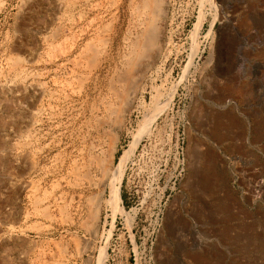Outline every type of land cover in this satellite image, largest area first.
Returning a JSON list of instances; mask_svg holds the SVG:
<instances>
[{
    "label": "rangeland",
    "instance_id": "rangeland-1",
    "mask_svg": "<svg viewBox=\"0 0 264 264\" xmlns=\"http://www.w3.org/2000/svg\"><path fill=\"white\" fill-rule=\"evenodd\" d=\"M146 1L0 0V264H264V0Z\"/></svg>",
    "mask_w": 264,
    "mask_h": 264
},
{
    "label": "bare ground",
    "instance_id": "bare-ground-1",
    "mask_svg": "<svg viewBox=\"0 0 264 264\" xmlns=\"http://www.w3.org/2000/svg\"><path fill=\"white\" fill-rule=\"evenodd\" d=\"M210 2H211V4H212V8H213V15H214V19L215 20H217V19H220L221 21H222V19L224 18V16H223V12H222V7H220L218 4H217V2H216V0H210ZM145 9H146V11H147V14L149 15V18H150V22L149 23H146L147 24V26H146V29H145V31H146V37H148V39H149V41L150 42H148V44H151V43H154V42H156L155 40H156V35L158 34V31H159V26H158V19H159V17L162 15V5H161V3H160V1L159 0H147L146 1V4H145ZM146 14V15H147ZM148 17V16H147ZM148 18V19H149ZM226 19V18H225ZM145 24V25H146ZM145 27V26H144ZM144 29V28H143ZM144 31V30H143ZM146 37H145V39H146ZM141 38H142V36H141ZM140 39V38H139ZM144 39V38H143ZM138 40V39H137ZM146 41V40H145ZM152 41V42H151ZM138 42H140V41H138ZM146 43V45H147V42H145ZM145 43H144V45H145ZM133 44H136V43H133ZM138 44V43H137ZM142 44H140V46H141ZM133 46V45H132ZM136 46V45H135ZM143 46V45H142ZM149 46V45H148ZM147 46V47H148ZM144 47H146V46H144ZM143 48V47H142ZM139 49V48H138ZM137 49V50H138ZM141 50V49H140ZM144 50V49H143ZM146 51V50H145ZM136 53V52H135ZM140 54V52L138 51L137 52V54ZM141 55V54H140ZM135 56V55H134ZM139 56V55H138ZM144 61V60H143ZM131 65V64H130ZM130 74V73H129ZM157 96V95H156ZM172 96V95H171ZM172 98V97H171ZM154 100H156V99H154ZM169 100H170V98H169ZM169 100L168 101H166V102H168L169 103ZM163 104V103H162ZM167 104V103H166ZM158 107H159V105H158ZM160 108H161V106H160ZM157 111V110H156ZM154 114H156V113H154ZM153 116V115H152ZM258 150V149H257ZM123 163V162H122ZM121 168V167H120ZM120 170L121 169H118L117 171H116V178H117V176H118V174H119V172H120ZM122 172V171H121ZM119 177V176H118ZM260 184H261V182H260ZM263 184H264V181H263ZM126 214H128L127 212H126ZM134 218V217H133ZM132 216L130 217L129 216V221H131L132 219Z\"/></svg>",
    "mask_w": 264,
    "mask_h": 264
}]
</instances>
